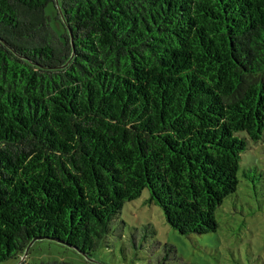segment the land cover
<instances>
[{
  "label": "trees",
  "instance_id": "obj_1",
  "mask_svg": "<svg viewBox=\"0 0 264 264\" xmlns=\"http://www.w3.org/2000/svg\"><path fill=\"white\" fill-rule=\"evenodd\" d=\"M263 136L264 0H0V263L91 257L146 189L215 233Z\"/></svg>",
  "mask_w": 264,
  "mask_h": 264
},
{
  "label": "rangeland",
  "instance_id": "obj_2",
  "mask_svg": "<svg viewBox=\"0 0 264 264\" xmlns=\"http://www.w3.org/2000/svg\"><path fill=\"white\" fill-rule=\"evenodd\" d=\"M47 15L61 34L53 5ZM249 143L240 162L237 192L216 212L215 233L182 235L146 189L123 206L111 234L91 257L58 242L39 240L23 256L0 264H158L163 259L170 264H264V136Z\"/></svg>",
  "mask_w": 264,
  "mask_h": 264
},
{
  "label": "water",
  "instance_id": "obj_3",
  "mask_svg": "<svg viewBox=\"0 0 264 264\" xmlns=\"http://www.w3.org/2000/svg\"><path fill=\"white\" fill-rule=\"evenodd\" d=\"M37 240H40V239H35L34 241H32V243L29 245V247H28V249H27V251L26 252H28V250H29V248H30V246L32 245V244H34Z\"/></svg>",
  "mask_w": 264,
  "mask_h": 264
}]
</instances>
